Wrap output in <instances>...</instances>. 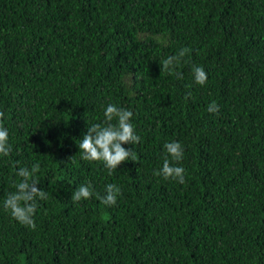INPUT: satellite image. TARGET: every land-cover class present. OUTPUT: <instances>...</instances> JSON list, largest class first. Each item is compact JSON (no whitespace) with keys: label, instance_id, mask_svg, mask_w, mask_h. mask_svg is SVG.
Masks as SVG:
<instances>
[{"label":"trees","instance_id":"trees-1","mask_svg":"<svg viewBox=\"0 0 264 264\" xmlns=\"http://www.w3.org/2000/svg\"><path fill=\"white\" fill-rule=\"evenodd\" d=\"M109 104L141 137L111 175L78 147ZM0 112V264H264V0H0ZM170 142L183 184L154 175ZM35 163L33 230L4 201ZM89 181L117 203L73 202Z\"/></svg>","mask_w":264,"mask_h":264},{"label":"clouds","instance_id":"clouds-1","mask_svg":"<svg viewBox=\"0 0 264 264\" xmlns=\"http://www.w3.org/2000/svg\"><path fill=\"white\" fill-rule=\"evenodd\" d=\"M163 43V41H160ZM190 49L182 48L176 55L168 56L161 61L162 72L175 74L178 79H183L181 73L177 71L185 56ZM192 72L195 83L204 85L207 82V73L203 67L193 66ZM209 113L218 112V106L215 102L208 105ZM133 113L130 110L119 108L116 105L109 104L105 109V121L103 124H92L88 126L87 133L79 142L78 147L83 153L82 158L87 161L102 162L109 170V175L118 167L131 160L136 161V153L134 150H128L123 147L125 144L137 145L141 143V137L136 134L135 128L131 123ZM5 114L0 112V156L7 157L12 151L9 143V133L4 126ZM115 120V123L113 121ZM167 155L163 160L162 168L156 171L154 175L162 176L165 180H175L181 184L185 182V169L177 166L184 156V149L179 142H170L165 144ZM171 157V160L168 158ZM41 170L40 164L35 163L31 169L22 167L17 172L20 178L15 183V191L8 194L4 201V207L10 211L11 216L25 226L36 228L33 219L38 204L37 199L43 201L47 199L46 191L40 190L37 186L40 184L37 173ZM121 193V189L115 184H108L105 194L101 196L95 193L91 181L80 185L72 195L73 202L87 200L93 195L101 201V203L114 206L117 198Z\"/></svg>","mask_w":264,"mask_h":264}]
</instances>
